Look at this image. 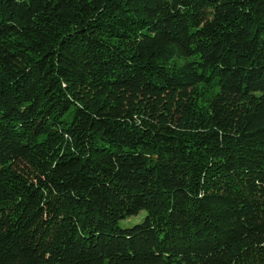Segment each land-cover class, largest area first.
<instances>
[{
    "label": "trees",
    "instance_id": "1",
    "mask_svg": "<svg viewBox=\"0 0 264 264\" xmlns=\"http://www.w3.org/2000/svg\"><path fill=\"white\" fill-rule=\"evenodd\" d=\"M0 264H264V0H0Z\"/></svg>",
    "mask_w": 264,
    "mask_h": 264
},
{
    "label": "rangeland",
    "instance_id": "2",
    "mask_svg": "<svg viewBox=\"0 0 264 264\" xmlns=\"http://www.w3.org/2000/svg\"><path fill=\"white\" fill-rule=\"evenodd\" d=\"M144 216H145V212H142L138 217H134L133 219H131L130 220V222H132L131 225L141 222ZM120 226L125 228V227H128L129 224L127 223V221H122L120 223Z\"/></svg>",
    "mask_w": 264,
    "mask_h": 264
}]
</instances>
